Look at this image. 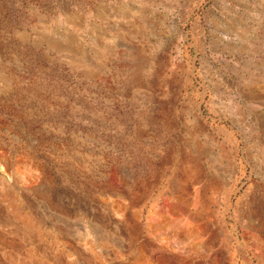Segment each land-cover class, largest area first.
Here are the masks:
<instances>
[{"label":"rangeland","instance_id":"374dc122","mask_svg":"<svg viewBox=\"0 0 264 264\" xmlns=\"http://www.w3.org/2000/svg\"><path fill=\"white\" fill-rule=\"evenodd\" d=\"M0 264H264V0H0Z\"/></svg>","mask_w":264,"mask_h":264}]
</instances>
